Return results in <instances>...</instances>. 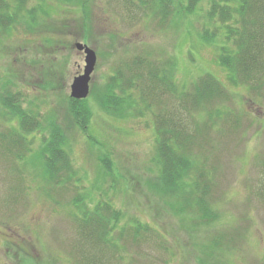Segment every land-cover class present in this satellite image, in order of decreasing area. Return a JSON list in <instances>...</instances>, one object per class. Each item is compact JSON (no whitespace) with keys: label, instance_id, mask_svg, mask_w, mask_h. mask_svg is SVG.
<instances>
[{"label":"rangeland","instance_id":"rangeland-1","mask_svg":"<svg viewBox=\"0 0 264 264\" xmlns=\"http://www.w3.org/2000/svg\"><path fill=\"white\" fill-rule=\"evenodd\" d=\"M160 3L28 0L26 9L39 6L47 14L36 13L30 23L22 12L24 19L0 38V93L8 88L21 94L25 109L64 131L75 171L69 190L50 185L35 158L43 134L27 138L31 152L25 159L8 154L1 136L16 122L0 110V264H83L93 256L98 258L95 264H199V259L205 264H264V86L257 97L250 95L260 105L248 104L244 90L227 82L215 47L199 42L206 0L192 13L186 12L187 0H167L162 11ZM86 48L95 53L96 63L84 104L91 118L82 132L67 112V101L73 80L83 75ZM141 58L157 68L173 62L175 89L210 74L236 94L219 107L238 118L237 127L222 120L215 130L204 129L203 147L195 150L207 161L205 168L213 169L209 202L217 219L209 226L194 227L192 216L175 213L173 200L156 189L153 116L161 108L171 109V94L164 91L158 102H147L140 89L128 90L134 109L121 118L105 111V87L117 67L127 75ZM143 87L147 92V83ZM77 192L86 196L79 209H91L103 196L121 212L117 226H128V232L119 241V254L95 247L77 229L79 213L72 205ZM135 222L150 229H141L142 237L134 241L130 226ZM217 236L231 241L203 257Z\"/></svg>","mask_w":264,"mask_h":264},{"label":"trees","instance_id":"trees-1","mask_svg":"<svg viewBox=\"0 0 264 264\" xmlns=\"http://www.w3.org/2000/svg\"><path fill=\"white\" fill-rule=\"evenodd\" d=\"M202 1L205 0H187L186 12L192 13ZM206 2H208L206 16L204 15L202 30L198 33L199 42L215 47L218 52V66L225 71L229 85L234 89L242 88L247 95L248 104L260 105L254 97L259 95V90L264 86V0H206ZM159 3L157 6L162 8L158 10H165L163 6L167 4V0H159ZM27 4L28 0H0V38L11 30L14 23L24 19L21 16L22 12L26 13V19L30 23H34L35 14L45 11L39 6L29 11L26 9ZM165 17L164 14L162 20ZM141 59L133 61L127 75L122 74L117 67L114 76L105 87L103 95L105 111L121 118L127 114V110L134 109L131 108L132 97L127 94L128 90L140 89V95L147 102L151 98L158 102L164 91L171 94L175 101L171 109L159 108L160 110L153 116L156 134L155 162L158 167L156 189L173 200L171 206H174L175 213L182 216L191 215L192 222L195 220V224H192L194 227L209 226L217 219L209 202L210 187L214 184L209 174L213 169L205 168L207 161L201 160L203 156L195 150L203 147L201 144L206 136L203 134L204 129L213 130L222 120L237 127L235 122L238 118L232 112L221 110L236 94L210 74L198 77L188 88L180 89L176 85L175 89L172 83L175 67L173 62H166L161 68L160 66L157 68L153 61ZM144 83H147V92L143 87ZM155 92H159V95ZM253 93L255 95L251 97ZM85 101L72 99L67 101V112L71 115L74 125L82 132L86 130L91 118L90 111L84 107ZM145 103L143 101V104ZM219 105L223 106L220 108ZM0 110L1 112L4 110V114L9 116V121L15 120L17 127H10L8 133L1 136L5 151L14 155V158L23 160L31 152V142H28L27 138L34 133L43 134L40 149L35 154V158L43 167V176L48 178L51 186L60 184L59 190H69L71 188L69 182L73 180L75 171L66 149L64 131L52 120L43 124L42 119H38L40 118L38 112L24 108L21 94L14 93L8 88H4L0 93ZM262 114L264 117V112ZM197 119L201 121L200 124ZM104 162V166L109 169L108 160ZM84 197L85 194L77 192V198L72 200V205L77 209L80 218L74 219L77 229L84 232L85 237L92 239L95 247L101 245L119 254L121 250L119 241L125 238L128 232V226L123 229L117 226L123 218L121 212L115 210L103 196H100L99 201L91 209L86 207L79 209L85 200ZM135 224V227L130 226L134 241L142 237L141 229H150L139 222ZM116 231L119 233L115 238L112 234ZM230 239L217 236L210 243L207 253L202 254L203 257L206 258V255H210L214 250L222 251ZM97 261V256H93L83 264H95ZM198 263L205 264L202 259H199Z\"/></svg>","mask_w":264,"mask_h":264},{"label":"water","instance_id":"water-1","mask_svg":"<svg viewBox=\"0 0 264 264\" xmlns=\"http://www.w3.org/2000/svg\"><path fill=\"white\" fill-rule=\"evenodd\" d=\"M77 50L81 51L82 47L77 44ZM84 72L83 75L75 78L70 87V98L73 100H85L88 96L90 76L93 73L96 63L95 53L86 48L84 50Z\"/></svg>","mask_w":264,"mask_h":264}]
</instances>
